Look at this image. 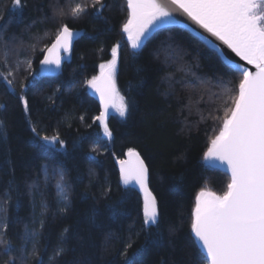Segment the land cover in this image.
I'll list each match as a JSON object with an SVG mask.
<instances>
[{
  "label": "trees",
  "instance_id": "trees-1",
  "mask_svg": "<svg viewBox=\"0 0 264 264\" xmlns=\"http://www.w3.org/2000/svg\"><path fill=\"white\" fill-rule=\"evenodd\" d=\"M22 2L25 6L19 11L12 9V0H0L4 38L16 35L27 44L30 36H39L38 48L50 45L54 27L40 22L46 14L52 15L49 0ZM58 2L64 5L68 0ZM105 3L108 7L102 15L90 9L82 19L67 21L71 28L83 32L59 74L37 75L34 86L29 85L31 124L16 95L0 82V104L4 105L0 120L7 131L6 137L0 135V193L11 185L7 237L19 246L25 226L39 228L43 201L47 211L39 247L44 264H49L60 242L67 251L58 264H125L121 253L130 236L133 246L127 256L135 264H162L164 260L168 264H207L199 245L193 247L192 209L202 188L222 195L230 175L204 160L209 140L218 134L222 119L207 118L212 106L205 101L198 106L201 112L193 105L189 114L184 105L190 89L185 88L187 81L182 77L186 68L213 81L222 74L238 82L239 74L229 71L202 39L179 26L159 30L133 55L122 32L128 17L125 0ZM34 20L37 23L29 28ZM117 42L116 84L134 108L127 118L119 114L110 118L107 125L112 136L107 137L103 124L93 119L100 114V101L84 81L97 76L99 65L111 60V49ZM169 46L178 49L181 56L170 59ZM43 55L37 51L32 57L33 73H40ZM169 74L175 81L171 93ZM191 94L193 100L199 99ZM213 116L222 117L223 112ZM33 126L41 135L58 134L64 147L34 142ZM129 148L140 152L147 163L149 185L161 213L159 229L153 226L141 231L143 196L122 182L116 159L125 157ZM60 168L70 185V203L64 212L60 211L65 204L58 196L56 180L45 183V169ZM33 182L39 187L30 191L28 185ZM108 188L110 192L104 195ZM170 227L177 229L174 235H170ZM135 233H140L138 238ZM5 259L0 256V264Z\"/></svg>",
  "mask_w": 264,
  "mask_h": 264
},
{
  "label": "snow or ice",
  "instance_id": "snow-or-ice-1",
  "mask_svg": "<svg viewBox=\"0 0 264 264\" xmlns=\"http://www.w3.org/2000/svg\"><path fill=\"white\" fill-rule=\"evenodd\" d=\"M24 6L22 0H12L13 10L22 11ZM107 7L105 0H90V3L87 0L75 3L68 0L64 5L59 4L58 0H49L52 15L46 14L40 22L52 24L54 32L51 33L50 46L45 45L43 48L37 47L41 39L39 36H30L27 44L16 35L6 40L4 28L0 25V82L8 92L16 95L30 124L29 85L34 86L37 75L58 72L62 62L72 52L77 31L67 21L82 19L90 9L102 15ZM125 7L128 17L122 25V32L127 34L133 55L144 47L153 33L167 30L178 23L175 8L221 42L216 44L207 36L201 37L220 56L229 71L239 74L238 82L226 79L222 74H217L213 81L186 68V75L182 77L187 81L185 88L190 89L188 103L184 105V108L189 109V114L193 105L201 112L198 106L201 101H205L212 106L207 118L222 119L218 134L209 140L204 159L218 160L231 172V180L222 195L206 188L198 192L192 209L190 232L193 247L199 245L201 251L206 253L202 258L206 259L207 264H264V0H125ZM36 23L34 20L28 27ZM184 26L187 27V24ZM48 35L49 32H45V36ZM222 45H226L247 65L253 66L254 70L243 63H233ZM119 48L117 42L111 49V60L99 65L100 74L84 81L85 85L99 94L103 110L93 119L103 124L107 137L112 136L106 123L107 117L112 114L110 109L120 117L127 118L134 108L133 102L121 95L116 87ZM37 51L44 54L40 60L42 68L39 74L32 71V57ZM169 52L170 59L181 56V52L171 46ZM21 53H24L23 57ZM189 76L191 80H188ZM168 79L171 93L175 81L172 80V74H169ZM59 90L58 86L56 91ZM192 92L199 96L198 100H193ZM3 107L0 104V108ZM218 111L223 112L222 117L213 116ZM80 119L83 121L84 117ZM205 119L201 114V120ZM185 122L190 130L187 117ZM32 131L35 133L34 142L64 147V141L59 139L58 134L41 135L35 126ZM0 135L7 136L2 120ZM127 154L128 160H119L120 175L124 185H138L143 192L141 231L147 232L153 226L159 229L161 213L157 198L148 188L149 169L137 151L129 148ZM50 179L56 180L58 196L65 204L60 211L64 212L70 203V185L64 170L60 168L49 172L45 169V183ZM28 187L33 191L39 185L33 182ZM109 192L110 188L105 189L103 194ZM10 198L11 185L0 193V256L7 257L4 264H44L39 246L47 204L41 201L40 227L29 229L25 226L24 234L20 237L21 243L17 246L6 232ZM113 215L117 213L114 211ZM67 231V228L64 229L65 233ZM176 231L175 227L169 228L170 235ZM135 235L138 238L140 233ZM132 246L130 236L121 253L125 264H135V260L127 256ZM66 251L63 242H60L49 257V264H58V258ZM162 264H168L167 260L162 261Z\"/></svg>",
  "mask_w": 264,
  "mask_h": 264
},
{
  "label": "water",
  "instance_id": "water-1",
  "mask_svg": "<svg viewBox=\"0 0 264 264\" xmlns=\"http://www.w3.org/2000/svg\"><path fill=\"white\" fill-rule=\"evenodd\" d=\"M174 12H175V14H176V18H177V20H178V23L175 24V25H172V26L184 27V28L188 29L189 31L193 32V33H194L196 36H198L200 39H201V37L207 36V37H209V39H211L214 43H216V44H221V42H220V41H217L215 37H212L210 33H207L204 29L200 28L199 25H197V24H195L193 21H191V20H190L185 14L182 13V11H180L179 9H175V8H174ZM126 20H127V19H126ZM185 24H187V27L184 26ZM74 30H76V29H74ZM76 31H77V36H76V39H75L74 42H73V47H74V45H75L74 43L76 42V40L78 39V37H79V36L81 35V33L83 32V31H79V30H76ZM158 31H159V30H158ZM158 31H157V32H158ZM155 33H156V32H155ZM155 33H153V35H154ZM124 34H125V37H126V40H127V34H126V33H124ZM153 35H152V36H153ZM152 36H151V37H152ZM127 42H128V41H127ZM147 42H148V41H146L145 44H146ZM129 44H130V42H129ZM145 44H144V46H145ZM49 46H50V45H49ZM222 48H223V51L227 54V56L233 61V63H243V64H245L247 67H249V68H251L252 70H254V67H253V66H249V65H247L246 62H245V61H242V60L240 59V57L236 56V54L233 53V52L231 51V49H228L226 45H222ZM72 49H73V48H72ZM64 61H65V60H64ZM64 61L62 62V65H63ZM62 68H63V67L61 66V69H60L58 72H55L54 74H51V75L59 74V73L61 72ZM49 76H50V75H49ZM116 87H117V90H118V86H117V85H116ZM91 94H92L94 97H96V98L99 99V94H98V93H95L94 90H92V89H91ZM99 101H100V100H99ZM100 109H101V111L103 110V107H102L101 103H100ZM101 111H100V112H101ZM110 111L112 112V114L109 115V116L107 117L106 123H108V122L110 121V118L115 114L114 110H111V109H110ZM134 150H135V149H134ZM135 151H137V150H135ZM137 152H138V151H137ZM138 153L140 154V152H138ZM140 157H141V159L144 160V158H143V156H142L141 154H140ZM128 159H129L128 154H126L125 157H122V158H120V159H119V158L116 159V163L118 164L119 171H120L119 160H128ZM204 160H205V162H206L208 165H211V166L214 167V168H217V169H219V170L221 169V170L227 172V173L230 175V180H231V172H230L229 169H227V166H226V165H222V163H221L220 161H218V160H206V159H204ZM144 163H145V160H144ZM145 165L147 166V163H145ZM147 167H148V166H147ZM149 175H150V174H149ZM130 186L137 188V189L140 191L141 195L143 196V192L139 189V186H138V185L132 184V185H130ZM148 188H149V190L152 192V190H151V188H150V185H149V180H148ZM208 190L213 191L212 189H208ZM199 191H200V190H199ZM213 192H214V191H213ZM152 194H153V192H152ZM217 194H218V193H217ZM218 195H220V194H218ZM155 197H156V196H155ZM204 253H205V252H204ZM205 255H206V253H205Z\"/></svg>",
  "mask_w": 264,
  "mask_h": 264
},
{
  "label": "rangeland",
  "instance_id": "rangeland-1",
  "mask_svg": "<svg viewBox=\"0 0 264 264\" xmlns=\"http://www.w3.org/2000/svg\"><path fill=\"white\" fill-rule=\"evenodd\" d=\"M68 58H69V56H68ZM41 66H42V65H41ZM99 74H100V72H99ZM99 74H98V75H99ZM98 75H97V76H98ZM115 79H116V75H115ZM115 114L118 115V113H116V112H115ZM39 217H40V215H39ZM39 219H40V218H39Z\"/></svg>",
  "mask_w": 264,
  "mask_h": 264
}]
</instances>
